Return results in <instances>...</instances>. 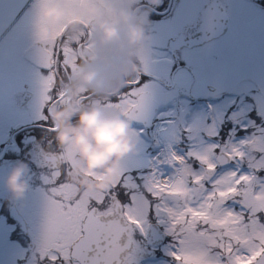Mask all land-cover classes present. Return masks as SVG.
<instances>
[{
    "label": "flooded vegetation",
    "instance_id": "1",
    "mask_svg": "<svg viewBox=\"0 0 264 264\" xmlns=\"http://www.w3.org/2000/svg\"><path fill=\"white\" fill-rule=\"evenodd\" d=\"M131 6L147 15L149 36L147 50L138 61L140 71L131 80L139 79L133 87L145 89L144 107L157 110L149 127L129 121L142 161L130 152L122 159L124 164L131 157L125 169L154 166L141 156L154 150V144L139 133L142 129L152 135L171 108H177L185 119L194 108L202 119L210 107L231 125L225 132L233 136L241 131L250 137L264 127V0H162L158 6L148 0H131ZM35 7L36 0L0 43V264H47L39 253L48 187L44 178L49 175L43 153L59 149L50 130L53 122L42 118L48 116V106L41 103L42 80L48 70L41 62L40 45L33 55H26L39 44ZM224 17H228L227 31L219 35ZM128 90L124 83L95 98L115 103ZM171 91L175 93L169 96ZM17 163L28 167L29 190L22 200L11 201L3 177ZM150 223L157 224L164 237L152 243L147 233L137 231V264H174L170 255L174 241L165 225L154 216ZM149 251H154L155 262L143 256Z\"/></svg>",
    "mask_w": 264,
    "mask_h": 264
},
{
    "label": "snow or ice",
    "instance_id": "2",
    "mask_svg": "<svg viewBox=\"0 0 264 264\" xmlns=\"http://www.w3.org/2000/svg\"><path fill=\"white\" fill-rule=\"evenodd\" d=\"M83 0H65L69 14ZM39 40L41 103L62 104L65 85L78 64L93 58V30L78 35L61 29ZM139 79L115 103L81 89L80 103H99L124 117L135 118L145 104ZM47 120L48 116L42 117ZM55 133L53 124L50 129ZM49 175L44 193L45 225L40 259L47 264H137L134 234H146L149 217L164 224L174 241L175 264H264V128L236 143L214 144L186 156L171 154L165 163L174 173L154 170L132 176L122 165L106 191L89 193L69 179L76 155L70 151L43 153Z\"/></svg>",
    "mask_w": 264,
    "mask_h": 264
},
{
    "label": "clouds",
    "instance_id": "3",
    "mask_svg": "<svg viewBox=\"0 0 264 264\" xmlns=\"http://www.w3.org/2000/svg\"><path fill=\"white\" fill-rule=\"evenodd\" d=\"M158 6L162 0H148ZM147 15L138 14L131 0H83L69 14L65 0H36L35 36L53 38L64 29L73 36L89 26L93 30V58L78 64L65 85L67 99L50 107L59 150L76 155L69 179L92 193L106 191L113 183L121 160L135 148L130 122L116 110L99 103H80L81 89L102 97L127 83L140 71L145 54ZM39 42V40H37ZM91 173V175H86ZM102 176L103 179H96ZM28 167L17 163L3 177L11 201L22 200L29 190ZM198 258L189 255L186 264Z\"/></svg>",
    "mask_w": 264,
    "mask_h": 264
},
{
    "label": "water",
    "instance_id": "4",
    "mask_svg": "<svg viewBox=\"0 0 264 264\" xmlns=\"http://www.w3.org/2000/svg\"><path fill=\"white\" fill-rule=\"evenodd\" d=\"M30 0H0V37L13 24Z\"/></svg>",
    "mask_w": 264,
    "mask_h": 264
},
{
    "label": "rangeland",
    "instance_id": "5",
    "mask_svg": "<svg viewBox=\"0 0 264 264\" xmlns=\"http://www.w3.org/2000/svg\"><path fill=\"white\" fill-rule=\"evenodd\" d=\"M33 21H34V18H33ZM174 93H175V91H171V92H169V96L172 95V94H174ZM179 114H180V113H179ZM196 117H197V115H196ZM192 124L194 125V126H193L194 134H195L196 136H199V133H198V131H197V127H198L199 123L193 121ZM216 127H217V125L212 124V125H210V126L208 127V129H209L211 132H213V131H215ZM193 129H192V131H193ZM196 136H193V138H195ZM228 142L231 143L232 140H228ZM209 146H210L209 143L201 141V142L199 143V149H198L197 145L195 144V147L192 148L190 151H201V150L206 149V148L209 147ZM138 150H139V149H135V148H134V150H133L131 153L133 154L132 156H133L136 160H138V161L140 162V161H142V159H141V158L139 157V155L136 153V152H138ZM130 159H131V157L128 158L127 162H125L124 164H122L123 167L128 163V161H129ZM160 172H161V171H160ZM143 176L145 177L144 174H143Z\"/></svg>",
    "mask_w": 264,
    "mask_h": 264
}]
</instances>
